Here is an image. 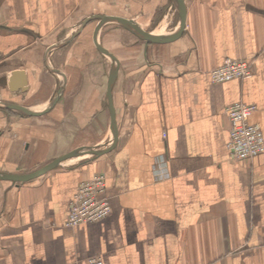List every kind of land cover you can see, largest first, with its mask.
<instances>
[{
	"label": "crops",
	"instance_id": "crops-1",
	"mask_svg": "<svg viewBox=\"0 0 264 264\" xmlns=\"http://www.w3.org/2000/svg\"><path fill=\"white\" fill-rule=\"evenodd\" d=\"M183 1L185 27L171 43L146 44L112 23L100 29L97 43L118 63L116 144L28 182L0 180V264L96 256L103 264H264V151L232 160L225 116L235 103L254 105L249 122L264 137V0ZM92 16L126 18L154 35L179 23L171 0H0V103L40 113L63 82L44 115L0 108L1 175L112 144L113 64L95 48L97 22L80 29ZM225 60L251 62V78L211 84L209 71ZM96 174L105 176L111 212L66 227L78 185Z\"/></svg>",
	"mask_w": 264,
	"mask_h": 264
},
{
	"label": "built area",
	"instance_id": "built-area-1",
	"mask_svg": "<svg viewBox=\"0 0 264 264\" xmlns=\"http://www.w3.org/2000/svg\"><path fill=\"white\" fill-rule=\"evenodd\" d=\"M252 76V63L225 60L222 65L208 73L211 84L227 83L233 80H246ZM254 105L235 103L225 109L229 122L226 149L232 160L251 161L264 151V137L260 129L249 122L256 112ZM158 173H163L162 161L157 162ZM105 176L94 175L89 181L78 185L69 203L68 215L64 225L69 228L83 224L96 223L105 219L111 207L104 195ZM87 264H103L101 257H92Z\"/></svg>",
	"mask_w": 264,
	"mask_h": 264
},
{
	"label": "water",
	"instance_id": "water-1",
	"mask_svg": "<svg viewBox=\"0 0 264 264\" xmlns=\"http://www.w3.org/2000/svg\"><path fill=\"white\" fill-rule=\"evenodd\" d=\"M171 3H172V6L177 11V15L179 18L178 29L176 30L175 33H173L171 35H154L148 31L143 30L136 22H134L132 20H128L126 18H122V17L92 16V17H89L88 19H86L80 26V29H82L90 21H96L97 22V25H96L94 32H93V41H94L95 48H96L98 53L108 57L110 59L111 63L113 64L111 71L109 73L108 83H107V91H106V101H107V106H108V110H109V114H110V120H111L110 132H111V136H112V144L107 149L102 150V151L88 150V151H85L84 153H78V152L70 153L64 157H61L59 159L54 160L53 162L49 163L48 165H46V166L42 167L41 169H39V170H37L31 174H28V175H1L0 174V180L12 182V183L28 182V181H31L33 179H36V178L46 174L47 172H49L50 170L55 168L59 163L65 161L67 159L80 156L81 154L101 156V155H105V154L109 153L110 151H112V149L114 148V146L116 144V132H115V126H114V116L115 115H114V110H113V106H112L111 91H112L113 83H114V80L116 77L118 63H117V61L113 55H111L109 52H107L106 50H104L103 48H101L99 46V44L97 43V34L105 24L112 23V24L118 25L119 27H121L122 29L126 30L131 35H133L135 38H137L138 40H140L146 44H168V43H171V42L175 41L176 39H178L179 37H181V34H182L183 29L185 27V22H186V9H185L184 1L183 0H171ZM61 46H63V45L58 44V45H55L54 48H59ZM52 72H53V74L59 75L62 78V75L58 71H52ZM18 77H21V76L17 75L16 78H18ZM24 82H25L24 79L21 78L22 84L19 86L25 85ZM62 88H63V82L60 83L58 92L54 96L50 105L40 113H33V112L23 108V107L11 105V104L0 103V108L12 110V111H17L23 115L30 116V117L41 116V115L48 113L49 110L55 105V103L58 101L59 96L62 92Z\"/></svg>",
	"mask_w": 264,
	"mask_h": 264
},
{
	"label": "rangeland",
	"instance_id": "rangeland-1",
	"mask_svg": "<svg viewBox=\"0 0 264 264\" xmlns=\"http://www.w3.org/2000/svg\"><path fill=\"white\" fill-rule=\"evenodd\" d=\"M176 13H177V11H176ZM177 20H178V17L175 16V18L173 19V21L176 22ZM156 21H157V19H156ZM153 28L152 27H145V26L142 27L143 30L150 31V32H151V30H153Z\"/></svg>",
	"mask_w": 264,
	"mask_h": 264
}]
</instances>
